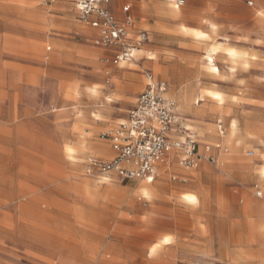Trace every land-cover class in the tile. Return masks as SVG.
Listing matches in <instances>:
<instances>
[{
	"label": "rangeland",
	"instance_id": "374dc122",
	"mask_svg": "<svg viewBox=\"0 0 264 264\" xmlns=\"http://www.w3.org/2000/svg\"><path fill=\"white\" fill-rule=\"evenodd\" d=\"M177 1L111 0L148 37L116 67L71 0H0V264H264V0ZM150 74L227 150L197 180L89 166Z\"/></svg>",
	"mask_w": 264,
	"mask_h": 264
},
{
	"label": "built area",
	"instance_id": "2783aa9c",
	"mask_svg": "<svg viewBox=\"0 0 264 264\" xmlns=\"http://www.w3.org/2000/svg\"><path fill=\"white\" fill-rule=\"evenodd\" d=\"M71 2L79 20L98 31V44L114 49L117 63L131 60L147 42L145 31L135 33V24L128 16L129 7L122 10L125 18L117 20L108 10L109 0ZM182 4L183 1L176 2L178 7ZM166 92L165 83L149 77V83L138 95L127 119L101 136L110 142L114 158L92 161L89 166L99 174L115 175L124 181L151 182L156 164L165 161L168 151L175 150L179 154L180 166L196 168L200 155L195 135L176 116L175 104L165 98ZM207 159L212 161L209 155Z\"/></svg>",
	"mask_w": 264,
	"mask_h": 264
},
{
	"label": "crops",
	"instance_id": "0c3cea01",
	"mask_svg": "<svg viewBox=\"0 0 264 264\" xmlns=\"http://www.w3.org/2000/svg\"><path fill=\"white\" fill-rule=\"evenodd\" d=\"M48 1L54 2L55 0H48ZM124 7H129L128 16H130L132 18V20L135 24V18L131 12L130 5L123 6L122 10ZM175 7L179 8L180 6L179 7L176 6V3H175ZM108 10L117 20H123L126 16L122 10H121V16L120 17L116 15V13L114 12V8L112 7L111 0H109ZM77 16H78V14H77ZM89 29H91L93 31V34L91 35V37L94 40V43L98 44V31L96 29L91 28V27ZM142 31H144V30H142ZM109 54H111V56H112V52H109ZM132 60H134V56L131 60L119 62V63L116 62L115 66L118 67L121 63L130 62ZM149 77H151L152 80L155 82H163L166 84L167 92L165 94V98L172 101L175 104L176 116H178L184 122V124L188 128V130H190V132H192L195 135L196 141L198 143V153L200 155V161H199L196 168H193V169L183 168L182 166L179 165V162H178L179 161L178 152L175 150H170L167 152L165 161L162 163L156 164V166L154 167L152 181L151 182L146 181V180H144V181L147 184H149V183H152L154 180H172V181L178 180L180 182H185L186 180H190L192 178L194 180H197L199 177V174H200V172H197V171L200 169L205 170L207 168L206 164L217 165L218 162L221 160V158L227 154V150L220 140H216L214 142L202 141L201 137H199L198 133L193 129V126L189 123L191 120L181 114L178 104L169 97L168 85H167L166 81H164L163 79L154 77L152 74H150ZM149 77L147 76V82L145 83L143 90L146 88L147 84L149 83ZM133 90L135 91L136 88H133ZM134 91H133V93H134ZM134 96H135V94H132L131 99H133ZM135 103H136V99H135V102L132 104L131 108L127 111L126 116L123 119H121L120 116H117V117L113 118L112 120H114V121L121 120L118 124L125 121L127 119L128 112L135 106ZM215 126H216V132H217L218 138L221 139V137H222V134H221L222 133V121L220 119L216 120ZM112 129L113 128H111L110 130H112ZM105 133L106 132H103L102 134H105ZM102 134H101V136H102ZM172 138L175 139V136H172ZM101 139L106 143L104 146H101L97 149L98 153L102 156L108 157L107 159H110V160L113 159L115 154L111 149L110 142L107 139H104V138H101ZM208 155L212 158V161L207 159ZM99 159H101V158H99ZM195 172H197V174ZM193 173H194V176H193ZM105 180H107V179H105ZM111 180H121V179L114 176L111 178ZM132 181H134V180H132ZM126 182H130V181H126Z\"/></svg>",
	"mask_w": 264,
	"mask_h": 264
},
{
	"label": "bare ground",
	"instance_id": "6f19581e",
	"mask_svg": "<svg viewBox=\"0 0 264 264\" xmlns=\"http://www.w3.org/2000/svg\"><path fill=\"white\" fill-rule=\"evenodd\" d=\"M175 7V6H174ZM176 9V8H175ZM183 30V29H182ZM191 31V30H190ZM185 33V32H184ZM194 33V35L196 36V37H198V39L199 38H205V37H207V35L206 34H203V33H195V32H193ZM190 34V33H189ZM192 34V33H191ZM190 34V35H191ZM204 40V39H203ZM214 51V50H213ZM137 52V51H136ZM213 55H214V53H211L210 55H207L206 56V58H207V61H208V65L210 66V68H211V70L213 71V72H216L217 71V69L214 67V65H213ZM229 55L230 56H235V53L233 52V51H229ZM188 94V93H187ZM186 94V95H187ZM187 97V96H186ZM199 101H197L196 102V100H195V103H198ZM185 104H187V105H189V103H188V98H186L185 99ZM187 108V107H186ZM264 162V161H263ZM263 167V166H262ZM262 169V168H261ZM262 173L264 174V169L262 170ZM184 200H186V201H188V202H192L193 201V199L191 198V197H189V196H187V195H184V198H183ZM258 206H260V205H258ZM254 234V233H253ZM160 249V248H159ZM150 252V251H149ZM228 256V255H227ZM262 258V257H261ZM217 259V258H216ZM228 259V258H227ZM230 260V259H229ZM260 260V259H259ZM261 261H262V259H261ZM231 262V261H230ZM250 262V261H249ZM260 262V261H259ZM232 263V262H231Z\"/></svg>",
	"mask_w": 264,
	"mask_h": 264
},
{
	"label": "snow or ice",
	"instance_id": "6c2138e0",
	"mask_svg": "<svg viewBox=\"0 0 264 264\" xmlns=\"http://www.w3.org/2000/svg\"><path fill=\"white\" fill-rule=\"evenodd\" d=\"M145 195H147V194H145ZM192 199H194V198H192ZM167 242V241H166Z\"/></svg>",
	"mask_w": 264,
	"mask_h": 264
}]
</instances>
